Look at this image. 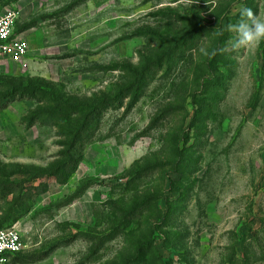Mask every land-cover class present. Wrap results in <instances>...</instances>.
<instances>
[{
    "label": "rangeland",
    "instance_id": "obj_1",
    "mask_svg": "<svg viewBox=\"0 0 264 264\" xmlns=\"http://www.w3.org/2000/svg\"><path fill=\"white\" fill-rule=\"evenodd\" d=\"M241 7L264 17V0H0L28 48L0 71L9 264H264V40L231 47Z\"/></svg>",
    "mask_w": 264,
    "mask_h": 264
},
{
    "label": "built area",
    "instance_id": "obj_2",
    "mask_svg": "<svg viewBox=\"0 0 264 264\" xmlns=\"http://www.w3.org/2000/svg\"><path fill=\"white\" fill-rule=\"evenodd\" d=\"M17 18L14 8L0 12V71L8 64L21 63L27 55L26 41L14 30ZM23 249V240L14 226L0 228V264H6L12 254Z\"/></svg>",
    "mask_w": 264,
    "mask_h": 264
},
{
    "label": "trees",
    "instance_id": "obj_3",
    "mask_svg": "<svg viewBox=\"0 0 264 264\" xmlns=\"http://www.w3.org/2000/svg\"><path fill=\"white\" fill-rule=\"evenodd\" d=\"M16 32V31H15ZM18 32V30H17ZM88 114H86L82 120V122L79 124V126L75 129L73 133L72 140L75 142V144L72 146L76 152H72L71 156H68L67 158H64V160L56 165H53L50 169V173L55 177V179L60 182V183H65L68 179V177L75 171L78 163L80 162L81 158V152L83 150V147L80 145V140L86 141V143H90L91 141L89 140L91 136V132L88 128ZM80 150V152H79ZM86 188V187H85ZM84 188V189H85ZM25 192H22L21 194L15 196L13 198L12 202V207L15 206H20L22 204L21 197L24 199L27 198V196L24 195ZM78 194H76L74 197H77ZM4 227H9V226H4ZM3 228V227H2ZM98 241L96 242L97 244L102 243L101 238H97ZM16 252L12 254L9 257V260L6 262V264L11 263V261L20 253Z\"/></svg>",
    "mask_w": 264,
    "mask_h": 264
},
{
    "label": "clouds",
    "instance_id": "obj_4",
    "mask_svg": "<svg viewBox=\"0 0 264 264\" xmlns=\"http://www.w3.org/2000/svg\"><path fill=\"white\" fill-rule=\"evenodd\" d=\"M228 29L235 33V39L231 47L236 50L248 47L264 40V17L255 16L251 9L241 7L239 19L235 24H229ZM202 55H206L205 49L201 48Z\"/></svg>",
    "mask_w": 264,
    "mask_h": 264
}]
</instances>
